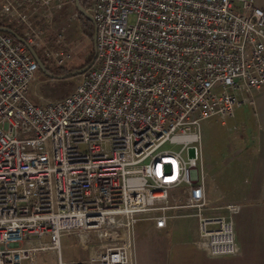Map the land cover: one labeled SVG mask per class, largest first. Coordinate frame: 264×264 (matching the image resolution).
Returning <instances> with one entry per match:
<instances>
[{"label":"built area","instance_id":"2783aa9c","mask_svg":"<svg viewBox=\"0 0 264 264\" xmlns=\"http://www.w3.org/2000/svg\"><path fill=\"white\" fill-rule=\"evenodd\" d=\"M261 1L90 0L92 64L67 96L35 104L30 49L58 69L71 57L36 24L65 2L0 0V28L24 41L0 31V264H36L41 252L56 264H133L135 225L163 228L173 210L199 218L210 255L237 253L232 220L203 216L200 132L264 89ZM64 237L86 258L62 259Z\"/></svg>","mask_w":264,"mask_h":264},{"label":"crops","instance_id":"0c3cea01","mask_svg":"<svg viewBox=\"0 0 264 264\" xmlns=\"http://www.w3.org/2000/svg\"><path fill=\"white\" fill-rule=\"evenodd\" d=\"M66 1L64 6L69 8L71 0ZM72 2L76 5V0ZM244 106L247 108L231 118H238L239 126L231 130L239 134L222 150H204L203 127L200 132V164L208 204L203 216L232 220L237 253L210 255L199 244V218L173 210L167 213L180 217L167 220L163 228H157L152 220L135 225L133 264H264V89ZM217 150L221 157L214 156ZM229 206L236 209L230 211Z\"/></svg>","mask_w":264,"mask_h":264},{"label":"rangeland","instance_id":"374dc122","mask_svg":"<svg viewBox=\"0 0 264 264\" xmlns=\"http://www.w3.org/2000/svg\"><path fill=\"white\" fill-rule=\"evenodd\" d=\"M63 1L65 3L68 2L66 0ZM82 1L83 0H79V4L81 6ZM261 2L264 5V2ZM71 4L72 5H70L69 8H67V6H63L61 10L56 11L53 20L50 23L43 25L39 23L36 24L40 27V29L45 31L43 41L46 45L49 44L51 47H56V49L59 50H64L66 47L71 48V57L63 68L64 70L66 69L69 74L83 69L87 62L93 58L94 54L93 41L90 37L85 35L82 27V19H80L81 13L77 10L76 5H74L72 0ZM73 12H78L79 16L77 19L68 22L67 19L71 14H73ZM60 29H64L65 42L63 43L58 42L56 37V34ZM41 61L53 72L60 70L49 66V64L43 61L42 58ZM69 74L67 76H53L50 74L52 77H49L39 70L36 73L35 79L30 88V99L32 102L35 104H41L49 100L61 99L67 96L74 89L78 81V77L71 76ZM240 107L236 108L234 114H238L239 111L247 108V106L244 105ZM231 118H227L225 120L211 118L202 124V142L204 150L213 147H217L222 150L225 144L231 143V141L234 140V138L239 134V131L236 130L234 132L231 129L234 126L238 127L239 123L237 117L234 120ZM221 150H217L218 154L214 156L221 157ZM189 155L190 157H193L194 151L190 150ZM198 166L199 168H202L200 163ZM196 175V170H192V179H196ZM46 254L47 253L45 252L38 253L36 264H56L57 258L55 254ZM87 254V251L82 252V249L75 238L64 237L61 239L62 259L82 260L86 258ZM23 264H28V262L25 261Z\"/></svg>","mask_w":264,"mask_h":264},{"label":"water","instance_id":"95a60500","mask_svg":"<svg viewBox=\"0 0 264 264\" xmlns=\"http://www.w3.org/2000/svg\"><path fill=\"white\" fill-rule=\"evenodd\" d=\"M76 8L77 10L84 16L86 17L89 21L92 22V18L88 15V13L86 12V10H84L82 8V6L79 4V0H76ZM0 31H4L8 34H10L11 36H13L14 38L24 42L14 31L10 30V29H7V28H0ZM95 39H96V34H95V29H94V33H93V44L95 42ZM30 53L33 55V57L35 58V60L37 61L38 63V66H39V69L45 73L46 75H48L49 77H52L45 69L44 65L42 64V62L39 60L38 56L36 55V53L30 49ZM92 64V61L90 62V64L88 66H86L85 68L81 69V70H78V71H75L73 73H70L69 75L71 76H77L79 74H82L90 65Z\"/></svg>","mask_w":264,"mask_h":264},{"label":"trees","instance_id":"16d2710c","mask_svg":"<svg viewBox=\"0 0 264 264\" xmlns=\"http://www.w3.org/2000/svg\"><path fill=\"white\" fill-rule=\"evenodd\" d=\"M89 2H90V0H83L82 1V8L83 9H86V7L88 6ZM80 19H82V27L84 29L85 35L88 36V37H90L92 39V41H93V34H92V33H94L93 23L91 21H89L86 17H84L82 14H80ZM92 60H93V58L90 59L83 68H85L86 66H88ZM42 64L44 65L46 71L48 73H50L51 75H53V76H60V75L67 76L69 74V72H67L66 69L65 70L64 69H60L57 72H53V71H51L48 68L47 65H45L44 63H42Z\"/></svg>","mask_w":264,"mask_h":264},{"label":"bare ground","instance_id":"6f19581e","mask_svg":"<svg viewBox=\"0 0 264 264\" xmlns=\"http://www.w3.org/2000/svg\"><path fill=\"white\" fill-rule=\"evenodd\" d=\"M78 241V240H77ZM78 244H79V242H78Z\"/></svg>","mask_w":264,"mask_h":264}]
</instances>
